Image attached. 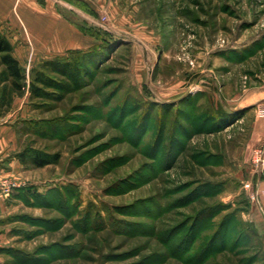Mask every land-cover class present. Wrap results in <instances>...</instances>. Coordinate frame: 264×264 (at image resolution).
I'll use <instances>...</instances> for the list:
<instances>
[{
	"label": "rangeland",
	"instance_id": "obj_1",
	"mask_svg": "<svg viewBox=\"0 0 264 264\" xmlns=\"http://www.w3.org/2000/svg\"><path fill=\"white\" fill-rule=\"evenodd\" d=\"M96 3L84 56L0 60V264H264V0Z\"/></svg>",
	"mask_w": 264,
	"mask_h": 264
},
{
	"label": "crops",
	"instance_id": "obj_2",
	"mask_svg": "<svg viewBox=\"0 0 264 264\" xmlns=\"http://www.w3.org/2000/svg\"><path fill=\"white\" fill-rule=\"evenodd\" d=\"M97 1L0 0V30L13 45V56L24 67L64 56L69 51L87 50L97 42L101 32L93 25L100 10ZM76 15L87 23L74 20ZM2 152L0 162L8 168H0V176L14 174L22 166L20 158L6 159L8 154ZM259 171L261 176L263 166Z\"/></svg>",
	"mask_w": 264,
	"mask_h": 264
},
{
	"label": "trees",
	"instance_id": "obj_3",
	"mask_svg": "<svg viewBox=\"0 0 264 264\" xmlns=\"http://www.w3.org/2000/svg\"><path fill=\"white\" fill-rule=\"evenodd\" d=\"M97 39H98L97 42L87 50L69 51L68 54L64 56L46 60V63H51V64L66 63L67 64L69 63L67 62L69 60L66 58V56L70 54L84 56L85 54L93 50L95 47L102 44L104 42L105 36L99 33ZM13 51H14L13 45L11 44L7 36L0 30V60H1V63L5 66V72H6L7 79H11L14 92L16 91V92L21 93L23 88L25 87L24 83L26 80V68L22 66L19 60H17L13 56ZM35 80L37 82H41V83L43 82V80L39 76H36ZM25 155H27L26 152H22L21 154H19L18 157L20 158L21 161H25L27 159ZM33 160L36 165L42 167V166L56 162L57 158L55 160H52L50 159L49 156H41L37 154L33 156Z\"/></svg>",
	"mask_w": 264,
	"mask_h": 264
}]
</instances>
